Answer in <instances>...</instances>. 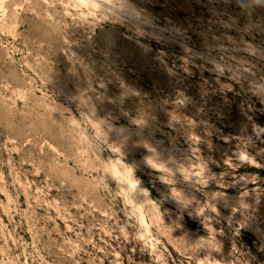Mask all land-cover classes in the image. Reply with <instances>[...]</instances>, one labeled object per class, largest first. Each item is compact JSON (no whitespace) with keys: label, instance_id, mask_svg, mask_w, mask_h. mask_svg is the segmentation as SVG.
<instances>
[{"label":"rangeland","instance_id":"rangeland-1","mask_svg":"<svg viewBox=\"0 0 264 264\" xmlns=\"http://www.w3.org/2000/svg\"><path fill=\"white\" fill-rule=\"evenodd\" d=\"M0 264H264V0H0Z\"/></svg>","mask_w":264,"mask_h":264},{"label":"clouds","instance_id":"clouds-1","mask_svg":"<svg viewBox=\"0 0 264 264\" xmlns=\"http://www.w3.org/2000/svg\"><path fill=\"white\" fill-rule=\"evenodd\" d=\"M128 183H129V187H130L131 190L137 192V190L140 189V183H141V182H140V180H139L138 178H136V177L134 176V174H132V175L128 178ZM148 195H149V193H148Z\"/></svg>","mask_w":264,"mask_h":264}]
</instances>
